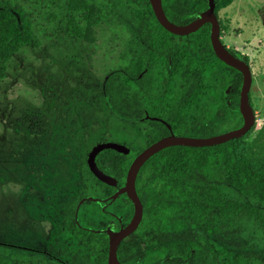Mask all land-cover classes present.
Here are the masks:
<instances>
[{
  "label": "trees",
  "instance_id": "obj_1",
  "mask_svg": "<svg viewBox=\"0 0 264 264\" xmlns=\"http://www.w3.org/2000/svg\"><path fill=\"white\" fill-rule=\"evenodd\" d=\"M42 1L48 16L72 36L87 38L102 24L126 33L104 92L114 113L144 127L146 145L128 154L112 148L98 153L99 167L117 177V185L99 179L85 161V184L63 212L65 226L95 254L93 264H108L105 229L111 223L117 228L119 217L127 223L135 207L126 192L105 199L125 184L134 158L171 133L167 123L146 116L163 118L180 135L212 136L238 128L244 123L243 73L216 54L210 22L189 34L173 33L160 23L150 0ZM162 1L179 24L209 6V0ZM233 1L216 0V13ZM39 42L24 5L0 0V80L23 47ZM229 49L249 62L248 55ZM136 185L144 212L118 247L124 264H264V123L218 144L165 147L142 165ZM13 246L0 253V264H44L47 258L43 251Z\"/></svg>",
  "mask_w": 264,
  "mask_h": 264
},
{
  "label": "rangeland",
  "instance_id": "obj_2",
  "mask_svg": "<svg viewBox=\"0 0 264 264\" xmlns=\"http://www.w3.org/2000/svg\"><path fill=\"white\" fill-rule=\"evenodd\" d=\"M19 1L40 42L23 47L0 80V253L11 244L60 258L44 264H91L94 256L62 215L78 196L89 152L105 141L146 145L144 127L114 113L103 90L126 33L102 24L78 38L48 16L46 2ZM218 18L225 45L249 57L258 130L264 123V0H234Z\"/></svg>",
  "mask_w": 264,
  "mask_h": 264
},
{
  "label": "water",
  "instance_id": "obj_3",
  "mask_svg": "<svg viewBox=\"0 0 264 264\" xmlns=\"http://www.w3.org/2000/svg\"><path fill=\"white\" fill-rule=\"evenodd\" d=\"M155 14L160 23L176 34H189L199 29L206 22L212 24L211 28V40L213 48L220 59L225 61L227 64L239 69L243 73V86L241 89L240 97V109L244 116V123L238 128L228 130L223 133L215 134L212 136H189L180 135L172 130L171 124L159 116L147 115V118L161 120L167 123L171 130V133L158 139L157 141L146 146L133 160L127 173L125 184L120 187L111 197L105 199H111L114 201L121 193L126 192L128 196L134 202L135 211L133 217L128 224L122 225L120 229L116 230L110 224L105 230L109 236V255L108 264H124L118 256V247L120 243L133 233L139 226L144 212V205L139 196L137 190V176L142 165L151 157L154 153L161 149L171 145H191V146H203L213 145L225 142L227 140L241 137L245 135L256 122V111L250 98V90L253 82V71L250 63L240 55L233 53L221 38V25L216 13V0H209V6L207 9L202 11L200 15L189 23L179 24L172 21L163 6L162 0H150ZM231 86L227 88V93L230 91ZM112 148L123 153H130L131 148L123 143L114 141H105L96 144L89 153L88 164L92 172L102 181L117 185L119 179L115 176L105 172L99 167L96 157L98 153L104 149ZM85 199H82L78 205V208ZM101 231V230H97Z\"/></svg>",
  "mask_w": 264,
  "mask_h": 264
},
{
  "label": "flooded vegetation",
  "instance_id": "obj_4",
  "mask_svg": "<svg viewBox=\"0 0 264 264\" xmlns=\"http://www.w3.org/2000/svg\"><path fill=\"white\" fill-rule=\"evenodd\" d=\"M103 90H104V85H103ZM104 95H105V92H104ZM106 97V96H105ZM106 101H107V99H106ZM108 103V102H107ZM147 117V116H146ZM131 148V147H130ZM132 149L133 148H131V151H132ZM92 150V149H91ZM90 150V151H91ZM90 153V152H89ZM97 158V157H96ZM87 163H88V158H87ZM90 167V166H89ZM82 170H83V168H82ZM92 171V170H91ZM82 175H83V172H82ZM114 176V175H113ZM117 178V177H116ZM83 179H84V182H83V184L81 185V187L85 184V177H84V175H83ZM119 183V182H118ZM124 185V184H123ZM123 185H121L120 187H122ZM80 187V188H81ZM119 187V188H120ZM118 188V189H119ZM79 191H80V189H79ZM79 194V193H78ZM83 199H86V198H83ZM109 200V199H108ZM65 209V208H64ZM63 212H64V210H63ZM62 215H63V219H64V214L62 213ZM119 226L117 227V228H114V229H116V230H118V229H120L121 228V226L122 225H126V224H128L129 223V221L131 220H129L127 223H124L122 220H121V217H119ZM63 223H64V220H63ZM112 224V227H113V223H111ZM64 225H65V223H64ZM110 225V224H109ZM67 228V227H66ZM68 229V228H67ZM70 232H71V235L72 236H74V237H76L77 239H79L76 235H74L73 234V232L70 230V229H68ZM79 241L81 242V240L79 239ZM82 243V242H81ZM83 244V243H82ZM84 245V244H83ZM85 246V245H84ZM86 248L92 253V255L94 256V259H95V254L92 252V250H90V248H88L87 246H86ZM36 250H40V251H43L44 253H45V255L47 256V257H51V258H53V259H59L60 260V258L56 255V254H54L53 252H51L50 250H48V249H38V248H35ZM94 262V261H93ZM62 264H69V263H67V262H65V261H62L61 262ZM91 264H93V263H91Z\"/></svg>",
  "mask_w": 264,
  "mask_h": 264
}]
</instances>
